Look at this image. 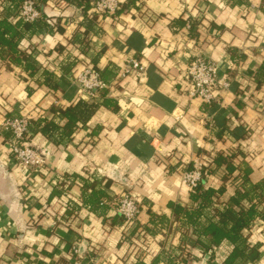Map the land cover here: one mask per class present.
<instances>
[{
    "label": "crops",
    "instance_id": "1",
    "mask_svg": "<svg viewBox=\"0 0 264 264\" xmlns=\"http://www.w3.org/2000/svg\"><path fill=\"white\" fill-rule=\"evenodd\" d=\"M120 2L118 14L88 15L48 0L41 20L51 17L56 31L20 45L35 50V72L0 60V264H71L75 247L99 264H228L237 248L246 252L231 264H264V0ZM196 57L230 81L210 106L188 94ZM130 59L144 72L119 77ZM89 66L108 84L91 102L74 82ZM81 100L98 107L89 113ZM76 106L65 129L68 118L55 110ZM15 116L31 120L32 144L47 154L40 168L11 153L5 122ZM46 122L57 127L50 135ZM196 162L210 166L203 185L217 195L198 224L174 209L203 206L182 177ZM239 189H254V200L235 210L256 203L260 217L237 244H215L201 232ZM124 193L139 205L133 223L111 205Z\"/></svg>",
    "mask_w": 264,
    "mask_h": 264
},
{
    "label": "built area",
    "instance_id": "2",
    "mask_svg": "<svg viewBox=\"0 0 264 264\" xmlns=\"http://www.w3.org/2000/svg\"><path fill=\"white\" fill-rule=\"evenodd\" d=\"M121 7L120 0H97L91 12L99 15H115ZM19 16L26 22L33 23L44 17L35 0H24L19 9ZM144 66L137 59L127 61L120 71L119 77H126L133 72H144ZM188 94L203 104H211L216 100V92L228 89L230 81L218 74L215 62L204 57L194 58L186 72ZM74 82L80 88L82 96L87 101H95L108 88L100 72L94 67H86L77 74ZM31 120L24 116H15L5 122V128L11 133V153L14 159L27 168H40L44 165L46 152L32 144ZM183 181L192 189L198 187L203 179V167L195 163L193 170L182 173ZM117 213L125 218L127 223L137 220L140 209L135 199L129 193H124L114 200ZM74 260L71 264H99L97 255L79 251L74 248Z\"/></svg>",
    "mask_w": 264,
    "mask_h": 264
},
{
    "label": "trees",
    "instance_id": "3",
    "mask_svg": "<svg viewBox=\"0 0 264 264\" xmlns=\"http://www.w3.org/2000/svg\"><path fill=\"white\" fill-rule=\"evenodd\" d=\"M23 1L24 0H0V13L2 15V16L0 15V60H9L13 64H19V65L25 63L26 70L30 73H33L36 70L35 61L37 56L35 50L33 49L30 52L27 50H22L20 48V45H22V42L24 41L25 38L26 39L32 38L33 35L37 32L44 33L47 28L56 31L55 30L56 24L50 23L49 18L51 17H49L45 22H43L41 19L33 23L24 21V19H22L19 16V9ZM35 1L38 7L40 8V10H43V7L48 2V0H35ZM64 1L68 4L83 6L82 8L85 11V14L96 15V13L91 12V10L93 4L97 0H64ZM120 11L121 9L118 10L116 14H118ZM86 17L88 16L86 15ZM215 101H213L211 104H208V106L212 105ZM80 103L85 104L89 107L88 108L89 113L93 112L98 107V105H96L95 103L89 104L84 100H81ZM78 106L74 108L55 110V112H57L60 116L68 118L69 121L66 124L65 129L68 128L72 123H75L74 121L75 119H73V116L75 115V111L77 110ZM56 129H57L56 124L53 122H46L43 125V131L48 135H50L51 132L55 131ZM223 158L225 157L219 155L214 160V162L220 165L222 164V161H225V159ZM228 168H230L229 174H231L234 168L231 167V164L228 165ZM211 174L212 173L210 171V166L209 165L204 166L203 179L201 183L198 185V187L193 190L194 192L192 194L193 200L195 202H200V204H202L203 206H200L196 210V212H194V214L189 213L180 206H175L174 209L177 215H179L180 213L185 214L189 220L194 222V224H198L200 219L199 210L204 206L210 205L213 202L212 201L213 197L217 196L216 191L214 189L211 188L205 189L203 185L206 178L209 177ZM234 179L236 180L238 178L235 176ZM248 181L249 179L245 177L242 178L241 183L245 184ZM255 190H257V187H255ZM253 191L254 189H249V190L239 189L238 194L231 198V204L221 211L219 221L218 222L208 221L207 224L204 226V229L201 232V234L212 236L215 244H220L221 241H223L224 239H227L237 244V241L240 240V238L242 237V231L244 229H249L253 221L256 220V218L260 217V212L256 203H252L248 209L241 208L239 211L235 210V207H240L241 202L245 199L248 200L250 199L251 202H253L254 199L250 198V195ZM116 198H114V200ZM259 199L260 200L263 199L261 194H259ZM111 205L115 207L114 201H112ZM118 216L123 220L124 223L127 224L125 218H123L119 214ZM245 252H246L245 248L241 250L237 248V250L234 251V253L229 257L227 261L228 264H231L232 261H234L237 257L242 256ZM92 253L96 255L95 252ZM256 255H257V251L256 249H254L251 251L249 258L254 259Z\"/></svg>",
    "mask_w": 264,
    "mask_h": 264
}]
</instances>
